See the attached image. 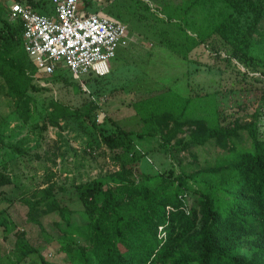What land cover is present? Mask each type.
Wrapping results in <instances>:
<instances>
[{"label":"rangeland","instance_id":"rangeland-1","mask_svg":"<svg viewBox=\"0 0 264 264\" xmlns=\"http://www.w3.org/2000/svg\"><path fill=\"white\" fill-rule=\"evenodd\" d=\"M12 1L0 0L1 15L16 26ZM21 1L38 3L41 13L50 8L49 0ZM79 13L126 26L108 76L17 72L8 59L0 67V170L9 179L0 187V264H69L61 248L69 239L84 244L74 232L89 222L76 193L94 181L111 185L130 170L136 184L164 176L174 189L181 177L204 190L200 179L224 177L219 157L252 149L246 128L264 142V0H81ZM229 15L248 62L212 32ZM13 81L23 95L9 93ZM187 98L195 106L178 119ZM214 124L235 130L226 145L191 140ZM102 135L120 145L110 148ZM16 239L35 250L21 261Z\"/></svg>","mask_w":264,"mask_h":264},{"label":"trees","instance_id":"trees-1","mask_svg":"<svg viewBox=\"0 0 264 264\" xmlns=\"http://www.w3.org/2000/svg\"><path fill=\"white\" fill-rule=\"evenodd\" d=\"M30 4L38 7V3L31 1ZM2 8L0 5V67L8 59L17 72L24 69L35 72L22 49L21 22L17 21L16 26L7 23L1 15ZM232 18L229 15L212 32L232 46V57L248 62L253 58L241 46L238 31L229 23ZM14 74L12 78L18 75ZM8 88L9 93L18 97L26 89L14 81ZM194 106L195 102L189 98L183 99L178 119L186 117L191 111L189 108ZM214 111L211 115L216 117ZM147 120H143L148 125L145 128L152 129L153 133L151 120ZM246 130L252 149H233L219 157L215 168L224 172V177L215 180L211 175L207 180L200 179L204 190L187 187L181 177L174 189L167 186L172 179L164 176L136 184L130 180V170L128 175L113 178L111 185L94 181L78 190L77 199L89 222L82 231L74 232L84 244L69 239L61 248L68 263L264 264V142L257 140L256 127ZM234 134L233 128L214 124L203 135L191 134V140L202 143L214 137L222 147ZM102 140L110 148L120 145L114 135H102ZM126 145L128 149L129 141ZM8 183L9 179L0 170V187ZM62 217L70 226L69 217L63 211ZM14 248L18 261L35 251L22 239L15 240ZM168 254H171L170 261L166 258Z\"/></svg>","mask_w":264,"mask_h":264},{"label":"built area","instance_id":"built-area-1","mask_svg":"<svg viewBox=\"0 0 264 264\" xmlns=\"http://www.w3.org/2000/svg\"><path fill=\"white\" fill-rule=\"evenodd\" d=\"M80 0H49L50 8L38 12L30 4L12 1V21L21 22L22 49L36 71L52 75L65 69L72 79L102 78L126 34V26L97 14L79 13ZM95 120L100 119L95 114Z\"/></svg>","mask_w":264,"mask_h":264},{"label":"crops","instance_id":"crops-1","mask_svg":"<svg viewBox=\"0 0 264 264\" xmlns=\"http://www.w3.org/2000/svg\"><path fill=\"white\" fill-rule=\"evenodd\" d=\"M35 9L38 10L39 8H38V7H35ZM85 14H87V13H85ZM88 14H89V13H88Z\"/></svg>","mask_w":264,"mask_h":264}]
</instances>
